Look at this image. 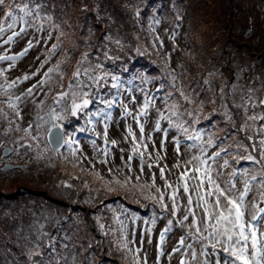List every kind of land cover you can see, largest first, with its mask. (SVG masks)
<instances>
[{"label":"snow or ice","instance_id":"obj_1","mask_svg":"<svg viewBox=\"0 0 264 264\" xmlns=\"http://www.w3.org/2000/svg\"><path fill=\"white\" fill-rule=\"evenodd\" d=\"M5 5L0 17V48H3L0 51V124L6 127L0 130V135L17 134V155L20 149H25L37 159L49 153L63 160L71 157L73 167L87 160L92 168H81V171H87L101 186L91 190L123 192L124 198L138 197L159 209V212L153 211L150 221H145L151 226L139 234V240L135 228L129 238L128 221L135 224L137 217H129L126 209L106 205L112 215L95 217L101 234L114 238L113 246L122 253L125 264H149L145 240L152 245L156 223L165 220L155 243L153 264H163L164 260L172 264L177 255L178 264H264V95H257L264 90V85L249 86L246 91L240 85L238 91L234 81L221 85L218 93L206 100L205 94L213 87L211 80L205 78L199 91L198 82L185 85L172 67L171 53L163 54V77L134 73L127 61L114 72L106 63L124 60L117 54L124 44L110 35L102 38L108 41L103 49L98 44L95 52L83 51L71 64L73 53L62 47L65 33L47 11V0H0V8ZM126 7L139 23L142 9L131 4ZM84 10H88L87 6ZM176 19L181 17L177 15ZM148 20L147 32L151 39L146 43L160 54L165 48L163 39L156 34L161 21L155 12ZM46 28L49 29L47 37H41L44 58L36 57L39 64L35 71L10 79L9 73L41 40L28 39L18 53H12L11 46L18 38L30 35V29L42 34ZM54 32L59 35L49 46ZM176 36L175 31L169 35L173 51ZM85 44L92 47L87 39ZM109 44L116 47L110 48ZM136 51L145 54L139 48ZM66 64L70 65V75L69 68L64 67ZM125 73L129 74L127 78ZM157 79L159 84L154 83ZM30 81L34 82L28 84ZM25 84L28 86L17 91ZM237 95L239 100L235 99ZM206 105L211 106V111L203 119L209 123L202 126ZM29 106L31 118L21 127ZM117 108L119 112L114 117ZM216 115H222L230 125L227 138L237 136L238 139L227 143L224 137L206 131ZM72 118L83 123L69 130L66 125ZM121 121L122 140H109L110 126H121ZM97 126L101 128L98 130ZM83 132L95 136L90 140L94 153L91 158L77 156L81 151L77 133ZM98 140L103 141V146ZM122 142L130 145L126 159L123 155L120 157L123 168L109 167L106 179L95 164L108 165L112 156L110 147L114 149ZM169 142L176 154L171 165L165 162ZM62 148L68 150L67 156L61 154ZM134 159L139 161L135 170ZM154 169L159 170L162 183L157 182ZM6 170L13 169L6 166ZM145 176L147 180L142 179ZM63 186L74 187L66 182ZM84 187L91 188L88 182ZM173 233L179 238L169 251L167 245ZM46 247L56 252V242L51 237ZM26 257L20 264H53V260L55 264L61 261L69 264V257L76 264L71 250L53 257L39 245L29 248Z\"/></svg>","mask_w":264,"mask_h":264},{"label":"rangeland","instance_id":"obj_2","mask_svg":"<svg viewBox=\"0 0 264 264\" xmlns=\"http://www.w3.org/2000/svg\"><path fill=\"white\" fill-rule=\"evenodd\" d=\"M47 4V11L54 16L56 23L65 33L62 47L72 51L71 64L75 63V59L83 51L95 52L98 44L103 49L108 41L102 38L110 35L113 39L122 40L124 44V48L117 52L124 60L115 64L110 61L106 63L114 72L119 71L120 64L133 55L131 49L127 50L126 46L132 47L133 45L127 44V41L129 38H135L138 45L133 49L139 48L141 53H145L139 55L144 58L147 67L157 62V72H153L152 76L163 77V54L171 53L172 67L176 68L185 85L198 82L199 91L203 80L210 79L213 87L205 94L206 100L218 93L221 85L234 81L238 91L240 85H243L245 91L249 86L256 88L264 85V0H47ZM129 4L142 9L139 23L128 11L126 5ZM85 6L88 8L87 11L84 10ZM6 7L7 5L0 8V17L3 16ZM154 12L161 21L156 28V34L160 35L165 43V48L160 54H157L151 44L148 46L142 40L143 32L149 40L151 39L147 32L148 18ZM177 15L181 17L180 20L176 19ZM166 29L168 31H165ZM48 30L46 28L44 33L37 34L30 29V35L23 39L18 38L16 44L11 46V52L18 53L26 46L28 39L41 40V43L31 49L9 73L10 79L25 72L35 71L39 64L36 57L39 56L41 60L44 58L45 45L41 37L46 38ZM173 31L177 33L174 51L173 43L169 39ZM56 35H59V32L53 33V41L49 42V46L54 42ZM86 39L91 42V48L85 44ZM108 46L116 47L113 44ZM0 51H3V48H0ZM140 63L139 60L127 61L134 73L145 75L144 69L137 67ZM64 67L69 68L70 75V65L66 64ZM123 75L127 78L129 74ZM158 81L160 82L157 79L154 83L159 84ZM33 82L30 81L28 84ZM28 84L21 85L17 91L23 90ZM257 95H264V90L257 92ZM235 99L239 100V95ZM210 111L211 106L206 105L201 119L202 126L208 125L209 122L203 117L208 116ZM26 112L27 116L21 127L31 118V106ZM118 112L117 108L114 117ZM213 119L214 123L206 128L207 132L216 137H224L227 143L239 138L237 136H233L231 140L227 138L226 133H229L230 125L225 122L222 115H216ZM82 123L72 118L66 127L72 130ZM122 124L123 121L121 126L116 124L110 126L109 140H122ZM97 128L99 130L101 126ZM2 129L0 126V130ZM159 135L156 134L157 137ZM16 138V133L0 135V157L5 149H9L8 155L0 159V264H20V261L27 259L28 249H35L37 245L41 250L50 252L53 257L71 250L75 253L76 264H125L122 253L113 246L114 238L101 234L95 217L104 218L112 215L106 205L117 210L126 209L129 217H137L135 224L129 220L131 223L129 238L131 239V230L135 228L139 240V234L151 226L145 221H150L153 211L159 212V209L138 197L133 198L129 195L124 198L123 192L97 193L91 190L101 186L88 175L87 171H81V168L86 170L92 168V164L87 160L78 167H73L71 157L63 160L60 156L49 153L43 159H37L25 149H20L17 155ZM77 139L81 148L77 156L86 155L91 158L94 153L90 140L95 139V136L83 132L77 133ZM97 143L103 146L102 140H98ZM129 147V144L123 142L114 149L110 147L112 156L109 158V164L96 163L95 168L108 179L109 167L123 168L124 162L120 157L123 155L126 159ZM121 149L124 151L121 152ZM60 152L64 156L68 155L66 148H62ZM167 152L168 159L165 162L171 165L176 158L171 142L167 144ZM138 163V160H133L134 170ZM6 164L18 165L21 169L3 171L2 167ZM154 171L157 182L162 183L159 181V170ZM135 174L136 171L132 173L133 177ZM73 176L78 179H73ZM142 179L147 180L148 177ZM65 182L74 187H64ZM85 182H88L91 188H85ZM161 224L162 222L158 221L153 229L152 245L147 244V238L145 240L144 246L149 249V264H153L155 259V243L159 230L163 228ZM50 237L56 242V252L46 247ZM178 238L175 233L171 234L167 250H171V244ZM64 245L68 248L64 249ZM68 259L69 264H72L71 258ZM178 260L179 255L173 259L172 264H178ZM163 264H168V261L164 260Z\"/></svg>","mask_w":264,"mask_h":264},{"label":"trees","instance_id":"obj_3","mask_svg":"<svg viewBox=\"0 0 264 264\" xmlns=\"http://www.w3.org/2000/svg\"><path fill=\"white\" fill-rule=\"evenodd\" d=\"M115 39H117V38H115ZM142 40H144L145 43H146V41H150L149 40V37L147 35H145L144 32H143V35H142ZM127 44L133 45L132 47L126 46L127 47V50L130 51V49H131V51L133 52V55L132 56H129L127 58V61H130V60H139V61H141L140 64H137V65H139L137 67H140V68L144 69L145 75H151L152 76L153 75V72H157V62L151 64L150 67H147L144 58L137 53V51H136L137 49H133V48L137 47V45H138L137 39H135V38H129V40L127 41ZM146 44L148 46H150V43H146ZM117 62H120V61H117ZM136 83L138 84L139 83V80H137ZM158 83H159V81H158ZM0 126L1 127H6L5 124H1ZM129 224H131V223H129ZM164 224H165V221L162 222L161 227H163ZM130 229H131V227H130Z\"/></svg>","mask_w":264,"mask_h":264},{"label":"water","instance_id":"obj_4","mask_svg":"<svg viewBox=\"0 0 264 264\" xmlns=\"http://www.w3.org/2000/svg\"><path fill=\"white\" fill-rule=\"evenodd\" d=\"M248 34H249V30L247 29V30H246V35H248ZM8 151H9V150L6 149V150L3 152V156H7V155H8ZM6 166H8V168H11V169H13V168L21 169V166H18V165H17V166H13V165H5V166L2 168L3 171H7V170H6Z\"/></svg>","mask_w":264,"mask_h":264}]
</instances>
